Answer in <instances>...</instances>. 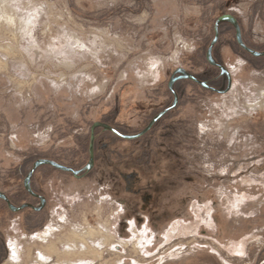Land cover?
Instances as JSON below:
<instances>
[{
  "label": "rangeland",
  "instance_id": "obj_1",
  "mask_svg": "<svg viewBox=\"0 0 264 264\" xmlns=\"http://www.w3.org/2000/svg\"><path fill=\"white\" fill-rule=\"evenodd\" d=\"M226 13L264 50V0H0V189L20 196L25 175L40 158L81 157L89 128L98 120L132 128L139 111L163 100L158 87L166 84L169 72L192 59ZM223 36L222 43L231 45L223 50L232 65L233 89L206 100L216 105L220 132H234L228 142L244 144L253 164H259L254 158L259 140L244 142L238 134L264 112V58L247 57L229 35ZM240 156L243 162L248 158ZM242 178L252 187L245 198L236 192V199L250 196L254 207L260 172L256 168ZM98 208L73 220L51 219L27 238L13 220L4 231L12 248L4 264H44L53 256L72 264H116L126 255L143 262L142 234L133 231L120 241L113 221L100 218ZM116 244L126 252L101 261L104 250ZM171 254L164 248L158 256ZM240 261L236 264H255Z\"/></svg>",
  "mask_w": 264,
  "mask_h": 264
},
{
  "label": "flooded vegetation",
  "instance_id": "obj_2",
  "mask_svg": "<svg viewBox=\"0 0 264 264\" xmlns=\"http://www.w3.org/2000/svg\"><path fill=\"white\" fill-rule=\"evenodd\" d=\"M237 22L243 43L264 52L252 44L242 23L238 19ZM215 25L216 22L212 38L204 39L192 59H183L181 66L169 72L166 84L158 87L164 94L158 99L163 100L159 104L148 103L146 110L139 111L132 128L128 130L111 121L98 120L89 128L81 157L68 161L40 158L71 168L77 175L42 165L31 179L34 195L25 189L24 180L18 197L0 189L13 206H24L13 212L0 198V264L6 263L12 249L4 231L11 227L13 220L18 221L21 234L27 238L33 232L37 234L51 219L73 220L96 206L100 218L113 221L112 230L120 241L131 238L133 231L143 236L144 244L138 246L144 251L139 257L143 262L126 255L116 264H236L238 260L264 263V112L238 134L244 142L252 137L259 140V155L254 158L259 157L260 161L253 164L252 151L246 152L244 144L228 142L234 132L226 135L220 132V122L215 119L216 105L206 100L227 96L233 89L232 65L226 62L227 52L223 50L230 49L231 45L222 43L224 34L230 36L241 53L249 58L255 56L238 44L235 26L223 21L219 24L218 41L211 49L214 64L211 63L208 53L215 37ZM178 68L207 86L181 77V73H176ZM173 78L175 81L170 87ZM164 110L166 113L141 134ZM95 123L106 124L117 133L101 126L92 130ZM91 147L93 162L86 170ZM243 153L248 155L245 162L241 156L237 158ZM239 167L241 171L237 175ZM256 168L261 178L260 198L253 207L250 196L244 199L248 195L246 190L252 186L242 177ZM236 192L240 196L243 192L244 198L237 200ZM175 226L179 230L172 236ZM130 247L135 248L133 244ZM122 248L116 244L104 250L101 261L108 260V254H124L126 251ZM164 248L176 255L160 259L158 255ZM44 264L72 263L59 262L53 256Z\"/></svg>",
  "mask_w": 264,
  "mask_h": 264
},
{
  "label": "water",
  "instance_id": "obj_3",
  "mask_svg": "<svg viewBox=\"0 0 264 264\" xmlns=\"http://www.w3.org/2000/svg\"><path fill=\"white\" fill-rule=\"evenodd\" d=\"M223 21H229V22H231V23L235 26L236 31H237V42H238V44H239L241 47H243L245 50H247L248 52H250V53H251L253 56H255V57H262V56H264V52H258V51H255V50H253V49H250V48H248V47L243 43V41H242V37H241V31H240V28H239V25H238L237 19H236L233 15H231V14H224V15H222L221 17H219V18L217 19V21H216V25H215V37H214V39H213V42H212V44H211V46H210L209 53H208V59H209V61H210L211 63L214 64V61H213L212 58H211V49H212V47L214 46V44L218 41V37H219V24H220L221 22H223ZM220 68L222 69L223 72H227V71H225V69H224L223 67H220ZM176 73H181V74H182L181 77L189 78V79H193V80L197 81V79H195L192 75L186 73V72H185L183 69H181V68H178V69L176 70ZM227 74L229 75V73H227ZM174 81H175V79L173 78V79L171 80L170 87H172V84L174 83ZM197 82H199V81H197ZM199 83L202 84L203 86H207L206 83H203V82H199ZM174 105H175V104H174ZM174 105H173V106H174ZM166 111H167V110H164V111L161 112L158 116H156V117L151 121V123L147 126V128H146L141 134H143V133H145L146 131H148V130L152 127V125H153V124H154V123H155L160 117H162V115H164V114L166 113ZM98 126H101V127L105 128V129H107V130H111V131H113V132H116L113 128H111L110 126H108V125H106V124H103V123H95V124L93 125V127H92V130H94V129H95L96 127H98ZM116 133H117V132H116ZM141 134H140V135H141ZM138 136H139V135H138ZM123 137L126 138V139H132V138H135V137H137V136H123ZM92 162H93V150H92V147H91V160H90L89 164L86 166V168H85L86 170H89V169L91 168ZM42 165H51V166H53V167H55V168H57V169L63 170V171H71V172H74V173L77 175V172H76V171H73V169L68 168V167H66V166H63V165H61V164H59V163H57V162H55V161L48 160V159H38V160H36V161L34 162L33 167L31 168V170H30L29 173L27 174L26 178L24 179V187H25V189H26L30 194H32V195H34V193H33L32 189H31V179H32V176H33L35 170H36L38 167L42 166ZM0 198L3 199V200H5V201L8 203L10 209H11L13 212H17V211H19L22 207H24V206H22V207H15V206H13V205L9 202L8 197H7L3 192H1V191H0ZM37 209H38V208H36V210H37Z\"/></svg>",
  "mask_w": 264,
  "mask_h": 264
},
{
  "label": "bare ground",
  "instance_id": "obj_4",
  "mask_svg": "<svg viewBox=\"0 0 264 264\" xmlns=\"http://www.w3.org/2000/svg\"><path fill=\"white\" fill-rule=\"evenodd\" d=\"M2 17H4L6 20H9L11 23H13V19L11 18V17H9V16H7L5 13L2 15ZM1 20V19H0ZM230 73V72H229ZM232 87V86H231ZM45 236H48V234L47 235H45ZM44 237V236H43ZM44 240L45 238H41V240ZM70 253V252H69Z\"/></svg>",
  "mask_w": 264,
  "mask_h": 264
}]
</instances>
